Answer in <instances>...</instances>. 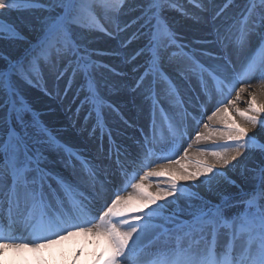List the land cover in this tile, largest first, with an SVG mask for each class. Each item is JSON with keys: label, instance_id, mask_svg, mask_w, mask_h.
Here are the masks:
<instances>
[{"label": "bare ground", "instance_id": "6f19581e", "mask_svg": "<svg viewBox=\"0 0 264 264\" xmlns=\"http://www.w3.org/2000/svg\"><path fill=\"white\" fill-rule=\"evenodd\" d=\"M103 1L0 0V229L21 225L0 239V264H264V0H129L125 18ZM247 53L254 66L230 72ZM89 63L86 92L77 71ZM210 70L227 92L190 121H165L182 97L194 105V86L215 100L206 89L223 84ZM86 109L111 112L122 144L131 137L130 169H116L110 145V159L84 147ZM113 172L125 179L94 223L74 215L71 229L43 234L81 190L108 193Z\"/></svg>", "mask_w": 264, "mask_h": 264}, {"label": "rangeland", "instance_id": "374dc122", "mask_svg": "<svg viewBox=\"0 0 264 264\" xmlns=\"http://www.w3.org/2000/svg\"><path fill=\"white\" fill-rule=\"evenodd\" d=\"M129 0H105V1H103V3H102V9L104 8V9H107V10H111V11H113L116 15H118V17L121 15V18H125V17H127V16H129V14H122V8L123 7H125L126 5H127V3H129L128 2ZM260 1V0H259ZM230 4H232L233 5V2H230ZM229 4V5H230ZM214 6H215V4H214ZM223 7V6H222ZM229 7V6H228ZM227 7V8H228ZM224 13V12H223ZM78 19H82L83 20V15H79L78 14ZM177 19H178V21L180 20L179 19V17H177ZM163 22L165 21V20H162ZM88 21H85V20H83V23H87ZM164 30H165V27H164V29L163 30H161V29H155V32H154V34L155 35H157V34H159V33H162V36L164 35ZM84 32H86V29H84L83 30ZM49 34V33H48ZM169 35V34H168ZM250 36H251V38L250 39H252V40H255L256 39V34H253V33H251L250 34ZM155 37H158V35L157 36H155ZM160 37V36H159ZM174 40V35H173V37H172V40H168L167 41V43H169L170 44V48H172L173 46L171 45V42ZM133 43L134 42H132V41H130V45L132 46L133 45ZM126 44V43H125ZM223 45V44H222ZM224 46V45H223ZM129 48L130 49H132L130 46H129ZM185 49V48H184ZM187 49V48H186ZM171 51V50H170ZM170 51L168 50V51H165V54H170ZM83 57V56H82ZM82 57L80 58V60H82ZM91 57V56H90ZM89 56H87V55H85L84 56V58H86V59H89V60H93V57L92 58H90ZM35 58V57H34ZM111 62V61H110ZM91 63V62H90ZM90 63L89 64H87V66L86 67H84L83 69H80V70H78L77 71V73H80V75H81V78H82V80L81 81H83L82 83L83 84H87L88 86H89V88H88V90H86V92L87 91H89V90H91L92 88H93V85H92V78H93V73H92V69H91V65H90ZM36 64V63H35ZM112 64H113V66H115L116 65V63H113L112 62ZM155 69H159V67L158 66H155L154 67ZM17 69V68H16ZM16 69H14L13 70V72H12V77H16V76H19L18 75V73H17V71H16ZM106 69H109L110 70V68L109 67H106ZM15 71H16V73H15ZM165 75H166V73H165ZM84 77H86V79H84ZM148 77H151L152 78V76L151 75H149ZM82 92H84L85 93V95H86V97H88L87 95H90V93L88 92L87 94H86V92L84 91V90H82L81 92H79L78 94L79 95H81L82 94ZM99 93V92H98ZM76 100H75V102L77 103V102H79V101H81L82 100V98L81 97H77L76 96ZM100 99H101V97H99ZM85 98H83V100H84ZM125 111V110H124ZM107 113V115L105 114V113H102V115L106 118V119H110V114H111V112H106ZM79 117L80 116H76V119H79ZM115 118H117L118 119V117L117 116H114ZM75 132V131H74ZM130 138L131 137H126V139H128V141L130 140ZM91 153V152H90Z\"/></svg>", "mask_w": 264, "mask_h": 264}]
</instances>
